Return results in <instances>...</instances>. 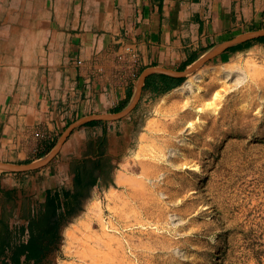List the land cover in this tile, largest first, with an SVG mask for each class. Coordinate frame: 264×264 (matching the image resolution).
I'll list each match as a JSON object with an SVG mask.
<instances>
[{
    "label": "crops",
    "instance_id": "obj_1",
    "mask_svg": "<svg viewBox=\"0 0 264 264\" xmlns=\"http://www.w3.org/2000/svg\"><path fill=\"white\" fill-rule=\"evenodd\" d=\"M261 30L264 0H0V162L42 161L73 123L125 110L147 70L185 71L239 38L207 63L231 65L260 54L264 36L248 35ZM126 44H135L140 57L135 80L127 71L116 77V54ZM154 74L170 76L148 77ZM147 78L124 118L76 128L39 169H0V264L3 224L17 232L47 192L72 190L71 165L93 155L91 142L97 148L106 134L107 155L114 156L135 129L132 117L184 83L158 93L146 88ZM154 86L167 88L160 78Z\"/></svg>",
    "mask_w": 264,
    "mask_h": 264
},
{
    "label": "rangeland",
    "instance_id": "obj_2",
    "mask_svg": "<svg viewBox=\"0 0 264 264\" xmlns=\"http://www.w3.org/2000/svg\"><path fill=\"white\" fill-rule=\"evenodd\" d=\"M263 53L147 102L47 264H264Z\"/></svg>",
    "mask_w": 264,
    "mask_h": 264
},
{
    "label": "trees",
    "instance_id": "obj_3",
    "mask_svg": "<svg viewBox=\"0 0 264 264\" xmlns=\"http://www.w3.org/2000/svg\"><path fill=\"white\" fill-rule=\"evenodd\" d=\"M164 81L167 88L154 86L156 79ZM186 78H173L166 75H151L147 78L146 88L158 93L180 86ZM123 109L120 108L119 111ZM93 121L87 125H95ZM95 148L89 144L91 157L75 161L71 165L73 189L47 192L45 200L25 212L26 225L19 226V231H10L8 225L1 228L2 264H47L49 255L61 241L63 221L75 216L80 202L90 197L91 190L101 182H107L113 171L112 157L107 155V135L104 134ZM71 217V218H72Z\"/></svg>",
    "mask_w": 264,
    "mask_h": 264
},
{
    "label": "water",
    "instance_id": "obj_4",
    "mask_svg": "<svg viewBox=\"0 0 264 264\" xmlns=\"http://www.w3.org/2000/svg\"><path fill=\"white\" fill-rule=\"evenodd\" d=\"M261 36H264V30H261L259 32L248 35V37H261ZM240 40H241V38H239L233 42H230L229 44L221 47L220 49L216 50L215 52L209 54L208 56L202 58L201 60H199L198 62L193 64L190 68H187L185 71L175 72V71H170V70H165V69H150V70L145 71L139 80L138 91H137L136 97L134 98L131 105L128 106L125 110H123L119 113H116V114L93 115V116L86 117L84 119H81V120L73 123L63 133L59 142L57 143V145L55 146L53 151L49 154V156L42 161H39L36 163H31V164H26V165H12V164H5V163L0 162V169H4V170H8V171H16V172H26V171H33V170H36V169H39V168L45 166L47 163H49L56 156L57 152L59 151V149L61 148L63 143L67 140V138L71 135V133L76 128H78V127H80L86 123L92 122V121H97V120L116 121V120H120V119L124 118L126 115H128L134 109V107L137 105L138 101L141 98L142 89L144 87V83H145L146 78L150 74H152L153 72H162V73H165V74L173 76V77H186L189 73H191L197 67L203 65L205 62L209 61L214 56H216L224 48H226L227 46H229L231 44L237 43Z\"/></svg>",
    "mask_w": 264,
    "mask_h": 264
},
{
    "label": "built area",
    "instance_id": "obj_5",
    "mask_svg": "<svg viewBox=\"0 0 264 264\" xmlns=\"http://www.w3.org/2000/svg\"><path fill=\"white\" fill-rule=\"evenodd\" d=\"M117 78H122L126 71L130 73L132 80H135L139 75L140 57L135 44H126L117 51Z\"/></svg>",
    "mask_w": 264,
    "mask_h": 264
},
{
    "label": "bare ground",
    "instance_id": "obj_6",
    "mask_svg": "<svg viewBox=\"0 0 264 264\" xmlns=\"http://www.w3.org/2000/svg\"><path fill=\"white\" fill-rule=\"evenodd\" d=\"M186 84H191V82H189V83H186ZM186 84H185V85H186ZM187 86H190V85H187ZM192 90H193V89H192Z\"/></svg>",
    "mask_w": 264,
    "mask_h": 264
}]
</instances>
